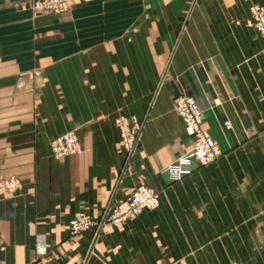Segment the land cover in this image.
<instances>
[{"label": "crops", "instance_id": "0c3cea01", "mask_svg": "<svg viewBox=\"0 0 264 264\" xmlns=\"http://www.w3.org/2000/svg\"><path fill=\"white\" fill-rule=\"evenodd\" d=\"M31 1L0 0V172L20 179L0 195V264H264V55L245 24L264 0ZM179 95L221 153L174 179L192 144ZM119 116L142 124L128 157ZM70 130L82 150L54 157ZM140 185L155 208L69 232Z\"/></svg>", "mask_w": 264, "mask_h": 264}, {"label": "built area", "instance_id": "2783aa9c", "mask_svg": "<svg viewBox=\"0 0 264 264\" xmlns=\"http://www.w3.org/2000/svg\"><path fill=\"white\" fill-rule=\"evenodd\" d=\"M71 0H33L30 9L45 14H61L68 10ZM245 24L252 28L262 41L264 55V6L251 4L248 7V18ZM173 107L182 118L186 132L192 138L191 146L166 164L163 171L169 172L174 179L189 174L192 170L191 161L205 164L214 160L221 153L220 147L208 129L203 127V115L198 103L192 96L179 95L173 101ZM126 157L130 156L138 146L142 124L134 117L119 116L116 119ZM51 153L54 157L80 152L82 147L74 131L70 130L55 136L50 141ZM20 179L14 174L3 175L0 172V195L12 193L19 187ZM159 194L151 187L140 185L123 200H109L100 216L95 217L85 211H79L69 219V232L79 234L93 229L98 231L105 223H119L145 208L158 205ZM0 248L2 241L0 237Z\"/></svg>", "mask_w": 264, "mask_h": 264}, {"label": "rangeland", "instance_id": "374dc122", "mask_svg": "<svg viewBox=\"0 0 264 264\" xmlns=\"http://www.w3.org/2000/svg\"><path fill=\"white\" fill-rule=\"evenodd\" d=\"M261 53H262V49H261ZM142 130V129H141ZM159 203V202H158ZM155 208V207H154Z\"/></svg>", "mask_w": 264, "mask_h": 264}]
</instances>
